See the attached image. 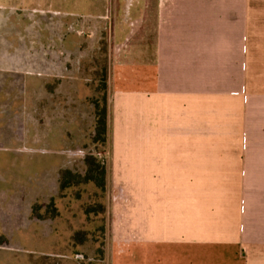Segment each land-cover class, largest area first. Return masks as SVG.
I'll return each instance as SVG.
<instances>
[{"label": "crops", "instance_id": "0c3cea01", "mask_svg": "<svg viewBox=\"0 0 264 264\" xmlns=\"http://www.w3.org/2000/svg\"><path fill=\"white\" fill-rule=\"evenodd\" d=\"M49 1L58 4L52 15H70L68 0ZM26 2L0 0V21ZM122 4L127 11L115 9L116 1L97 2V31L144 37V54L130 43L135 58L110 67L108 135L116 162L130 167L129 180L150 185L143 251L118 260L264 264V0ZM38 13H17L15 21L34 26ZM22 51L0 43V101L20 99L21 78L39 62ZM39 69L56 79L55 62L32 73Z\"/></svg>", "mask_w": 264, "mask_h": 264}, {"label": "rangeland", "instance_id": "374dc122", "mask_svg": "<svg viewBox=\"0 0 264 264\" xmlns=\"http://www.w3.org/2000/svg\"><path fill=\"white\" fill-rule=\"evenodd\" d=\"M31 1L10 6L12 13L0 21V43L23 47L22 54L33 61L35 53L40 63L32 62L31 69L55 62L57 77L32 69L21 78L24 84L15 95L20 99L0 101V264H123L122 256L143 251L145 186L150 182L129 180L130 167L124 159L116 162L109 135L105 148L91 143L93 102L104 97L110 67L135 58L130 43L143 57L145 39L97 31L100 0H68L70 15L59 16L52 15L58 4ZM114 1L115 9L125 10L122 0H106L108 7ZM34 11L40 15L35 27L31 20L17 25V13ZM106 16L109 29L114 15ZM118 18L127 24L128 17ZM111 90L107 85L109 99ZM88 153L107 167L105 196L91 184L60 189L65 170L85 171ZM103 205L105 213L98 207ZM88 207L98 215L88 214Z\"/></svg>", "mask_w": 264, "mask_h": 264}, {"label": "trees", "instance_id": "16d2710c", "mask_svg": "<svg viewBox=\"0 0 264 264\" xmlns=\"http://www.w3.org/2000/svg\"><path fill=\"white\" fill-rule=\"evenodd\" d=\"M107 71V70H105ZM107 74L104 78V94L102 101L94 103V126L91 143L96 146L105 148L108 143V96H107ZM85 171L83 173H74L71 170H65L61 174L60 189L67 190L82 184L94 185L105 196L107 182V167L105 163L92 153L86 154L83 158ZM102 213H105V206H98ZM38 208H36V211ZM88 214L98 215L96 208L88 207ZM38 218L43 219L40 215Z\"/></svg>", "mask_w": 264, "mask_h": 264}]
</instances>
